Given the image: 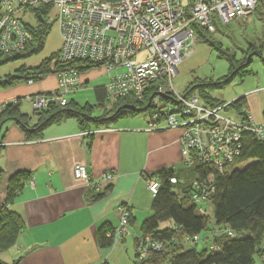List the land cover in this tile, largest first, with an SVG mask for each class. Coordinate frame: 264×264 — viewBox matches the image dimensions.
<instances>
[{"label": "built area", "instance_id": "obj_1", "mask_svg": "<svg viewBox=\"0 0 264 264\" xmlns=\"http://www.w3.org/2000/svg\"><path fill=\"white\" fill-rule=\"evenodd\" d=\"M257 4L258 0H0V55L24 49L27 34L22 22L32 16L31 10L39 6L54 10L61 37L59 61L101 64L109 74L104 89L112 104L141 103L152 94L146 131L180 130L178 142L184 169L211 171L193 182L189 196L197 212L206 215L202 206L209 203L214 193L212 173H222L240 156L245 134L264 142V122L257 124L245 110L235 115L229 104L210 107L196 95H179L172 80L183 58L191 54L189 49L196 44L198 31L210 35L218 27L247 19ZM119 69L124 71L112 74ZM55 76L54 91L27 97L32 111L65 107L68 96L80 85L76 70L60 71ZM5 105L0 104V111ZM96 132L91 129L80 135ZM73 178L83 182L88 190L100 193L114 174L107 172L92 179L84 165H76ZM169 182L175 184L176 180L170 178ZM29 185L34 186L32 180ZM146 187L154 198L160 182L149 178ZM118 212V225L107 234L113 243L131 234V211L127 206H119ZM233 236L231 230L215 227L209 236V247L215 248V239ZM202 240L194 236L184 243L195 246ZM135 247L139 260L148 252L164 250L163 242L143 235L136 237Z\"/></svg>", "mask_w": 264, "mask_h": 264}, {"label": "crops", "instance_id": "obj_2", "mask_svg": "<svg viewBox=\"0 0 264 264\" xmlns=\"http://www.w3.org/2000/svg\"><path fill=\"white\" fill-rule=\"evenodd\" d=\"M78 76L79 88L94 79L91 69ZM105 85L95 86L93 93ZM56 87V76L46 75L32 84L0 89V104L28 101L27 97ZM248 108L257 124L264 122L263 110L258 118ZM28 117L29 126H34L38 119ZM147 124L148 117L122 116L109 127L92 129L97 131L93 135L81 136L79 124L65 119L46 127L41 139L28 141L19 126L6 122L0 130V207L11 179L17 175L27 179L8 205L21 218L24 230L15 246L0 253V263L133 264L135 239L141 235L142 222L151 215L147 180L163 170L183 179L188 176L187 170L178 171L181 131L147 132ZM76 165H84L92 179L107 172L114 174L113 180L102 186L100 198L95 199L83 182L73 178ZM119 206L131 211V234L102 249L97 243L98 230L117 227Z\"/></svg>", "mask_w": 264, "mask_h": 264}, {"label": "trees", "instance_id": "obj_3", "mask_svg": "<svg viewBox=\"0 0 264 264\" xmlns=\"http://www.w3.org/2000/svg\"><path fill=\"white\" fill-rule=\"evenodd\" d=\"M36 21L33 28L26 22H22L27 34V42L24 49L19 53L0 55V67L9 62L31 57L40 53L43 49L44 38L49 30L50 8L39 6L31 10ZM202 41L207 42V34L197 32ZM221 58H225L230 66L228 76L223 78L217 87H222L238 76L241 79L250 75L247 66L250 63L236 66L227 53L216 49ZM101 64L88 61L60 62L58 52L42 62L35 68H20L14 76H7L0 79V89L5 90L18 85L20 82L27 83L40 80L42 77L60 71L76 70L79 72L99 68ZM209 85L192 87L185 94H192L195 88L203 90ZM94 97L97 108H104L107 100L105 89L95 88ZM204 104L216 107L225 103H212L209 98L201 96ZM152 94L146 95L141 103L117 102L115 111L107 116L109 111H105L100 118L91 115L92 106L85 104L80 106L69 100L65 107H48L46 110L36 112L33 115L38 120L34 126H29L30 118L19 111V102L7 103L0 111V130L2 126L13 121L24 132L28 141L39 140L46 127L56 124L65 119H74L80 131L109 127L112 122L122 116L140 115L148 112L149 101ZM244 98H240L229 104L233 113H240L246 109L243 103ZM123 105L134 106L137 110L116 112ZM264 121V110L262 112ZM1 142V137H0ZM240 156L225 168L222 173L213 174L214 193L209 205L213 209L214 227L226 228L234 233L233 237H222L213 241L215 248L212 250L205 242V249L197 251V245L188 246L184 243L186 238L200 236L206 229L209 219L207 215H200L195 206L190 204L189 196L193 191V182L199 177L207 176L211 171L204 172L197 167L187 170L188 176L183 179L173 174L172 171H160L153 177L160 182L157 194L152 198L151 215L141 224V235L150 236L164 244V250L160 253L148 252L142 260L136 254L134 264H255V257L264 261V249L261 248V240L264 237V142L255 139L250 134H245L242 138ZM245 167L239 169V166ZM186 170V169H185ZM200 175V176H199ZM170 178L176 180L175 184L169 182ZM27 179L26 175H17L11 179L7 188L6 198L0 207V252L12 248L16 245L19 235L24 230L21 218L9 210L8 205L12 204L15 196L22 188ZM94 198L98 199L101 193H95ZM131 226V219H130ZM165 225L162 229L160 226ZM213 228V227H212ZM108 231L100 228L97 234L98 246L102 249L110 248L113 245L112 238L107 237ZM181 242V243H180ZM185 245L188 247L186 248ZM259 255V256H258ZM16 264V263H14Z\"/></svg>", "mask_w": 264, "mask_h": 264}, {"label": "rangeland", "instance_id": "obj_4", "mask_svg": "<svg viewBox=\"0 0 264 264\" xmlns=\"http://www.w3.org/2000/svg\"><path fill=\"white\" fill-rule=\"evenodd\" d=\"M26 23L34 28L36 26L34 16L29 15L26 18ZM49 25L42 51L31 57L18 59L0 67L1 80L7 76H14L17 70L22 67L35 68L42 60L57 54L61 46V37L55 23L54 10L50 12ZM205 38L207 42L202 41L199 37L196 38V44L189 49L191 54L184 57L177 67V74L172 80L174 91L179 95H183L192 87L206 84L210 87H206L203 93L199 88H195L193 93L187 94V96L196 95L202 102L206 99H203L201 96H205L212 103L225 104H230L237 99L244 98L243 103L245 106L249 107L258 118H261V112L264 110V0H258L256 9L247 19L240 22H232L228 26L218 27L214 34L206 35ZM216 49H220L223 53L226 52L236 66L249 61L247 71L250 72V75L243 79L236 76L229 84L217 87V83L228 76L230 66L225 58L220 57ZM123 71V69H119L117 72H112V74H120ZM91 73L94 77L93 81L89 82L86 87H78L73 94L68 96V99L75 101L80 106H84L85 104L92 106L91 115L94 118H100L104 115L105 111H109L107 116H110L117 106L106 100L104 108H97L93 93L95 86L107 83L109 74L104 67L91 69ZM23 84L25 83L20 82L17 86ZM255 90L259 91L254 94ZM30 105L28 101L21 99L20 112L23 115L32 116L33 111ZM237 114L235 112V115ZM139 116L148 117L149 112H143ZM244 167L242 165L238 168L242 169ZM178 168V171L184 170L183 162H180ZM202 208L209 222L206 229L202 232L201 238L208 245H211L209 236L215 228L213 226V209L209 203L203 205ZM132 229L135 231V227H132ZM185 247L188 248L186 245ZM261 248L264 249V237L261 240ZM203 249H205L203 243H198L196 250L201 251ZM260 258V256L258 258L255 257V264H264V261Z\"/></svg>", "mask_w": 264, "mask_h": 264}, {"label": "water", "instance_id": "obj_5", "mask_svg": "<svg viewBox=\"0 0 264 264\" xmlns=\"http://www.w3.org/2000/svg\"><path fill=\"white\" fill-rule=\"evenodd\" d=\"M136 110L137 109L134 106H131V105H123L116 112L117 113L120 112V111H131V112H135Z\"/></svg>", "mask_w": 264, "mask_h": 264}, {"label": "bare ground", "instance_id": "obj_6", "mask_svg": "<svg viewBox=\"0 0 264 264\" xmlns=\"http://www.w3.org/2000/svg\"><path fill=\"white\" fill-rule=\"evenodd\" d=\"M12 103V102H11ZM7 104V103H6ZM1 144V143H0Z\"/></svg>", "mask_w": 264, "mask_h": 264}]
</instances>
